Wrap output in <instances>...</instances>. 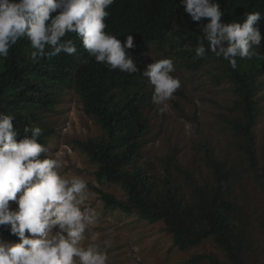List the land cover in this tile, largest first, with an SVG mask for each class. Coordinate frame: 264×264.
<instances>
[{"label":"trees","instance_id":"1","mask_svg":"<svg viewBox=\"0 0 264 264\" xmlns=\"http://www.w3.org/2000/svg\"><path fill=\"white\" fill-rule=\"evenodd\" d=\"M227 23L243 21L244 13L261 12L258 27L261 33V52H264V0H218ZM179 0H115L107 11V31L122 43L127 35L134 38L131 56L148 54L154 45L160 51L176 55L189 69L197 70L206 61H214L222 73L217 79H227L234 86L238 99L231 107L240 118L232 122L234 132L243 140L247 163L264 190V165L256 156L254 128L260 107L255 100L259 78L264 76V61L237 58V69L210 51L197 57L198 36H203V24L193 22L176 8ZM178 49V50H176ZM29 42L22 38L14 45L6 59L0 58V112L13 114L14 126L23 137V128L41 127L39 142L47 147L53 133L43 118L52 112L65 88L75 90L82 98L84 111L94 118L102 135L86 141L76 140L77 147L97 168L99 184L121 187L127 199H117L96 186L110 211L136 215L150 223H164L173 236L174 246L181 251L200 246L215 239L225 253L228 264H250L252 229L244 215L236 193L241 177L234 167L219 160L208 144L202 146L203 160L213 173V182L198 184L188 172H183L192 194L187 198L174 179L171 167L174 157L166 159L163 175L158 178L139 164L144 139L150 129L145 109L150 97L145 90L146 77L140 69L128 74L111 70L97 63L90 54L77 56L60 53L33 63ZM30 135V134H29ZM43 156V154H42ZM10 226H0V236L12 242L18 239L9 234ZM204 260L216 263L211 255H196L187 264Z\"/></svg>","mask_w":264,"mask_h":264},{"label":"clouds","instance_id":"2","mask_svg":"<svg viewBox=\"0 0 264 264\" xmlns=\"http://www.w3.org/2000/svg\"><path fill=\"white\" fill-rule=\"evenodd\" d=\"M114 3L0 0V58L6 59L24 38L32 49L33 63L63 52L90 54L97 63L128 74L141 69L153 86L152 102L163 113L181 87L179 78L172 75L174 61L159 59L145 69L134 64L135 58L147 54L131 57L126 52L136 47L133 36L127 35L122 43L105 31L107 9ZM180 6L191 21H208L203 24V36L197 38V57L210 51L233 70L238 67L237 58L264 61V52L258 51L260 11L244 13L242 22L227 23L218 0H179L176 8ZM15 119L13 114L0 112V226H10L9 234L18 239L0 240V264H109L106 246L84 243L88 229L97 222V213L88 205L89 181L62 173V159L41 158L48 152V143L46 147L39 142L41 127L26 125L18 140L21 133L14 126Z\"/></svg>","mask_w":264,"mask_h":264},{"label":"rangeland","instance_id":"3","mask_svg":"<svg viewBox=\"0 0 264 264\" xmlns=\"http://www.w3.org/2000/svg\"><path fill=\"white\" fill-rule=\"evenodd\" d=\"M163 58L174 61L172 75L181 81V87L173 94L167 111L160 112L152 102L153 86L146 79L145 90L150 104L145 109L150 129L144 139L139 164L160 178L166 159L175 158L172 175L190 198L192 190L183 172H188L198 184L212 183L213 173L203 160L202 146L206 144L215 156L234 167L241 177L236 193L241 212L249 218L252 229L250 264H264V190L261 182L249 167L242 148L243 140L232 126L240 118L231 107L238 99L233 84L227 79L217 81L222 71L214 61H206L197 70L189 69L175 56L152 46L150 53L137 57L134 64L145 67ZM255 100L260 107L257 124L256 156L264 165V76L259 78ZM44 122L54 130L45 156L64 161L62 173L81 175L88 181L90 197L88 205L97 213V222L86 233L85 244L97 243L107 247L109 264H187L196 255H212L216 263L204 260L200 264H228L225 253L215 239L206 240L200 246L181 251L174 246L173 236L164 223H150L136 215L110 211L101 195L92 189L96 186L117 199L126 200L121 187L99 184L95 177L96 166L74 146V141H86L102 135V129L93 117L84 111L81 96L73 89L65 88L54 111L44 114ZM0 240L12 242L3 236Z\"/></svg>","mask_w":264,"mask_h":264}]
</instances>
